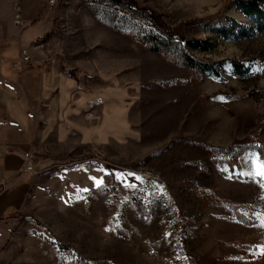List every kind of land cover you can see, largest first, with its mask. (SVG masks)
Instances as JSON below:
<instances>
[{"label":"rangeland","instance_id":"obj_1","mask_svg":"<svg viewBox=\"0 0 264 264\" xmlns=\"http://www.w3.org/2000/svg\"><path fill=\"white\" fill-rule=\"evenodd\" d=\"M47 1L19 13L69 86L42 106L35 191L0 229V264H264L262 164L246 152L229 168L212 151L264 145V34L217 33L249 25L234 0H133L195 42L215 79L133 41L132 13L109 0Z\"/></svg>","mask_w":264,"mask_h":264},{"label":"crops","instance_id":"obj_2","mask_svg":"<svg viewBox=\"0 0 264 264\" xmlns=\"http://www.w3.org/2000/svg\"><path fill=\"white\" fill-rule=\"evenodd\" d=\"M16 5L20 7L19 0H0V229L7 220L25 210L27 200L35 191V176L23 172V156L35 150L42 106L47 103L51 107L50 96L59 83L69 86V80L63 81L46 55L37 56L42 46L34 43L46 33L32 36L24 25L28 19L23 21L22 28L13 24ZM53 17L54 12L47 33L52 28ZM13 46H17V55L12 58ZM21 49L27 51L31 63L15 72L12 65L18 60Z\"/></svg>","mask_w":264,"mask_h":264},{"label":"trees","instance_id":"obj_3","mask_svg":"<svg viewBox=\"0 0 264 264\" xmlns=\"http://www.w3.org/2000/svg\"><path fill=\"white\" fill-rule=\"evenodd\" d=\"M111 3L122 7L132 13V20L126 30L122 32L129 35L133 41L142 45L149 51L158 53L169 61L178 63L180 66L194 72L200 76L202 73H209L212 78L217 79L218 68L215 64H203L197 62L188 52L187 48L197 47L195 42L185 39L179 28L169 27L163 20V16L147 8L138 7L133 0H109ZM239 13L248 21L245 26L233 19H227L225 24L219 28L218 34L223 38L228 37L236 31V36L250 38L254 34H264V0H234ZM47 36H42L35 45H41ZM238 77L248 73L243 65L229 61L228 62ZM221 154L224 158L215 160L217 163H225L229 168L233 167L237 158L246 152H254L258 160L264 165V145L262 143L250 142L249 144L234 145L226 149L212 150ZM212 197V196H211ZM210 196L205 197L207 202ZM209 200V201H208ZM219 201V200H218ZM236 220L244 224L252 222L241 214H236ZM59 250L67 251L68 248L56 245ZM73 264H91L89 260L78 258Z\"/></svg>","mask_w":264,"mask_h":264},{"label":"built area","instance_id":"obj_4","mask_svg":"<svg viewBox=\"0 0 264 264\" xmlns=\"http://www.w3.org/2000/svg\"><path fill=\"white\" fill-rule=\"evenodd\" d=\"M58 2V0H48V4L50 6H54L56 5ZM20 7L19 6H15V14H14V24L15 26L22 28L23 27V23L21 20V16H20ZM31 63V60L27 54V51L25 49H21L20 50V56L18 58V61H16L13 65H12V69L15 72H20L23 67L28 66ZM24 159V169L23 172L24 173H33L34 172V165H33V156L31 153H27L23 156Z\"/></svg>","mask_w":264,"mask_h":264},{"label":"snow or ice","instance_id":"obj_5","mask_svg":"<svg viewBox=\"0 0 264 264\" xmlns=\"http://www.w3.org/2000/svg\"><path fill=\"white\" fill-rule=\"evenodd\" d=\"M257 175L264 177V165H261L260 170L257 172ZM97 183H100L97 181Z\"/></svg>","mask_w":264,"mask_h":264}]
</instances>
